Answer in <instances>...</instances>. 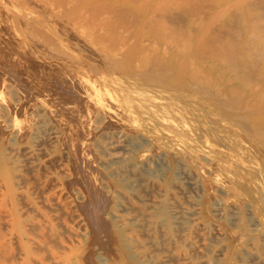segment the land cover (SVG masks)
Wrapping results in <instances>:
<instances>
[{"label":"bare ground","instance_id":"6f19581e","mask_svg":"<svg viewBox=\"0 0 264 264\" xmlns=\"http://www.w3.org/2000/svg\"><path fill=\"white\" fill-rule=\"evenodd\" d=\"M134 1H52L54 18L82 34L90 30L92 38L84 37L109 65L98 69L72 45L66 26L22 0H0L8 13L0 14V27L8 23L19 36L10 30L12 39L25 48L23 53L15 40L16 48L0 38V172L7 173V187L12 190L14 179L21 187L22 171L39 165L47 140L69 144V167L60 164L66 179L51 178L65 186L45 197L56 198L73 224L56 227L29 191L19 190L23 207L41 216L29 219L27 228L14 208L16 236L29 261L23 260L264 264V0H146L162 18L153 11L158 21L143 24L149 36L137 48L125 36L131 37L130 28L117 34L140 25L129 5ZM26 30L56 54L36 52ZM88 107L95 110L91 115ZM105 120L115 129L102 131ZM124 122L141 133L131 135ZM89 126L99 133L90 137L99 158L83 142ZM166 149L180 153L176 163ZM8 157H21L16 176L7 172ZM10 250L0 242V264H16L8 263Z\"/></svg>","mask_w":264,"mask_h":264},{"label":"rangeland","instance_id":"374dc122","mask_svg":"<svg viewBox=\"0 0 264 264\" xmlns=\"http://www.w3.org/2000/svg\"><path fill=\"white\" fill-rule=\"evenodd\" d=\"M23 1V3H25V4H27L32 10H34L35 12L37 11V13H40V15H43V16H45V17H50L51 19H52V15H51V11L52 10H55V9H53V8H56L57 6H56V2H52V1H54V0H49L51 3H49L48 2V0L46 1V0H32V1H30V0H28V2H27V0H22ZM30 1V2H29ZM38 2V3H37ZM134 2H135V4H134ZM132 4H130L129 3V5H131L132 6V9L137 13V14H139L140 16H139V21H140V25H136V26H130V27H128V28H121V29H119L118 30V32H117V34H119V35H122L123 36V34H125L126 33V31H128V29L130 28V29H133V30H130L129 29V31L130 32H128L130 35H131V37L128 35H125L129 40L131 39L132 41H129L130 43L132 42V43H135V45H134V47H140V46H142V45H144V44H142L143 42L144 43H146V41H143L144 39H148V34H146V32L144 33L143 31H141V27L143 26V24H145L146 26H150L149 24H153V22L149 19V18H151L152 20H154V22H157L158 21V18L156 17V19H153L154 17L153 16H155L154 14H157V15H159V21L161 20V16H160V12L159 11H156V9H154V7H149V5H146L148 2L146 1V0H142V2L140 1V0H137V3H136V1H134ZM144 2V3H143ZM53 3V4H52ZM36 4H38V5H36ZM143 4H145L144 6H143ZM53 6V7H52ZM135 6H140V7H135ZM229 6V5H228ZM144 7V8H143ZM227 7V6H226ZM225 7V8H226ZM139 8V9H138ZM142 8H143V10H142ZM57 9V8H56ZM3 11V13H1ZM5 11L6 10H4L2 7H0V14H4V15H8V13H7V11H6V13H5ZM42 11H44V12H47V13H43ZM155 13H154V12ZM141 13H143V15L141 14ZM152 13H154V14H152ZM159 13V14H158ZM48 14H50V15H47ZM137 14H135V15H137ZM152 17H151V16ZM50 18H48V19H50ZM54 18V17H53ZM50 19V20H51ZM150 20L151 22L150 23H146V22H149L148 20ZM53 20V19H52ZM53 21H57V23L58 24H60V26L61 27H63L64 28V26H66L67 27V29H69V31H65V30H67V29H63L64 30V32H70V33H72L73 35V37H75V39L74 40H72V38H71V40H70V38L68 37V34H66V36H67V39H69L70 40V42L72 43V45L76 48V49H78L83 55H85L86 56V54H87V56L86 57H88L89 58V60H93V64L96 66V68H98V69H100L101 67H98L99 65H103V66H109L108 65V63H107V61L102 57V56H99L98 54H97V52L95 51L96 50V46L94 45H92V43H94V42H92V43H90L88 40H91V39H86L84 36H86V33H87V31H89L90 32V30H88L87 28H85V32H84V30H82L83 31V34L82 33H80L81 32V30L80 29H75L73 26H68V24H67V21L65 20H63V19H61V20H59L58 18H54V20ZM234 23V22H233ZM2 24H3V26H5L6 27V25L8 24V23H5V25H4V23L2 22ZM2 24H1V27H2ZM57 24V25H58ZM62 24V25H61ZM9 28H7V30L5 29V27H2V29H1V27H0V30H3V28H4V30H6V32L4 33V35H1V33H0V38H1V40L3 39V41L1 42V43H3L4 41H6V42H10L11 41V39H12V35H13V33L16 35V38L17 37H19V36H17V33L16 32H13L12 31V29L10 28V25L8 24L7 25ZM23 26V25H22ZM150 27H152V26H150ZM124 29V30H123ZM4 30L3 31H1V32H4ZM10 30L13 32H11V34L12 35H10L8 32H10ZM79 30H80V32H79ZM121 30V31H120ZM26 33L27 34H25V38H27V39H29V40H27L28 41V43L31 45V46H34V50L36 51V50H38L39 52H41V51H43V49H45V50H47L46 48L48 47L47 45H45V44H43L42 43V41L40 40V38H39V36H37L36 37V35H34L30 30H26ZM69 33V34H70ZM3 34V33H2ZM29 34V35H28ZM85 34V35H84ZM88 35V38H92L91 36L89 37V35H90V33H87ZM127 34V33H126ZM142 34V35H141ZM4 36H5V38H4ZM30 36V37H29ZM70 36V35H69ZM71 36V37H72ZM11 37V38H10ZM7 38L10 40H7ZM16 38H15V36L13 37V41L15 40L16 42H15V44H21V45H18V48H20V49H18L17 48V50L19 51V50H22V52L24 53L25 51V48H23V44L22 43H20V39H18V40H16ZM34 38V39H33ZM38 38V39H37ZM77 39V40H76ZM13 41H11L9 44L10 45H12V47L13 46H15V48H16V46L17 45H15L14 43H13ZM37 41V42H36ZM73 41H75V43H73ZM143 41V42H142ZM81 42V44L83 43L85 46H84V48L86 49V50H88L87 52H90V53H92V54H90V53H87V52H85V50H83L84 48H82L81 50H80V46H81V44H79ZM14 45H13V44ZM38 44V45H37ZM82 44V45H83ZM22 46V47H21ZM52 46H53V44H52ZM92 50H90L88 47ZM35 47L37 48V49H35ZM40 47V48H39ZM96 47V48H95ZM68 50H70V49H66L65 50V52H66V54L68 55L67 57H69V56H73V54H71V53H73V52H71V51H68ZM38 51H36V52H38ZM71 52V53H70ZM13 53H14V51H13ZM47 53H49V54H56V52L55 51H53V50H50V49H48L47 50ZM96 54V56L97 57H95L94 55ZM15 54V53H14ZM16 55V56H15ZM15 55H13L14 57L13 58H16L17 57V54H15ZM103 56H104V53H103ZM70 58V57H69ZM68 58V59H69ZM91 58V59H90ZM96 58H99V59H96ZM97 61V62H96ZM136 61H137V59H136ZM94 62H96V63H94ZM104 68V67H103ZM8 90V89H7ZM8 93H7V98H8V100H12L13 98H11V97H13L11 94H10V92L9 91H7ZM11 95V96H10ZM78 106V104H75V106ZM80 105V104H79ZM92 110V109H91ZM91 110H90V108L88 107V111H87V114H90L91 115ZM90 111V112H89ZM93 112L95 111V110H92ZM93 112H92V114H93ZM99 113V115H100V113H102V112H100V111H98ZM66 119H67V117H66ZM115 120V119H114ZM63 121H66V120H63ZM63 121H61V123L60 122H56L55 121V123L58 125L59 124V128H61L60 126H63L64 127V123H63ZM106 122H108V121H104L103 122V124H104V129L102 130V131H106L107 129H109L110 130V128H112L114 125H115V123H113V124H111V123H109V124H106ZM106 126H108L109 128H107ZM122 127L126 130L127 129V131L129 132V133H131V135H133V136H137V134H140L141 133V130H139V129H137L136 127H134L133 125H131L129 122H124V123H122ZM132 127V128H131ZM88 128H92V126L90 127H88ZM88 128H87V130H88ZM131 128V129H130ZM41 129H42V131H41V134L44 136L46 133H47V129H46V126H41ZM90 129H89V131H90ZM113 129H115L114 127H113ZM112 129V130H113ZM135 131H134V130ZM92 131H90V136H89V131H88V135H87V137H91L92 136V138L93 139H95V136L96 135H98L99 133H98V131H96V132H93L94 130L93 129H91ZM131 130H133V131H131ZM136 130H137V132H136ZM101 131V132H102ZM94 134V136H93V134ZM44 133V134H43ZM96 133V134H95ZM98 133V134H97ZM6 134V135H5ZM3 135H4V137H6L7 136V138H8V134H7V132L6 131H4V133H3ZM3 135H1V137H2V139H4V137H3ZM97 137V136H96ZM7 138H5V139H7ZM87 138V139H84L83 140V142L85 141L87 144H86V146L87 145H90L89 147H91L92 146V144H91V142H93V139L92 138ZM92 140V141H91ZM62 141V139H54V140H47L46 141V143H45V145L43 146L44 147V149H43V151H41L38 155H37V159H38V162H39V165L38 166H36L34 169H26V170H24V171H22L23 173H24V175H25V177H24V182L23 183H21V187H17L16 185H15V179L14 180H12V185H11V187H12V190H10V188H8L7 187V183H8V176H7V173H6V171L4 170L3 172H0V242L2 243V244H5V245H8L9 247H10V251H11V256L9 257V261H8V263H14V261H16V264H26V262L27 261H29L26 257V255H25V253H24V251H23V249H22V246H21V242L19 241L20 239L16 236L17 235V229H16V227H15V224H14V208L16 209V214L19 216V217H21L20 219L22 220H24L23 222L25 223V224H28L27 222L29 221V219H36V220H38V219H41L40 217L41 216H39V215H37V209L36 208H29V207H27V208H24L23 206H24V204H25V202H23V201H21L20 199H19V190H21V189H24V190H26L27 192L29 191V196L34 200V201H36V204L39 206V208L41 209V211L43 212V213H45L50 219H51V221L54 223V225L56 226V227H58L59 228V223L61 222V221H65V222H68V223H70V224H73V221H72V218H71V216L70 215H68L67 213H66V211H65V209H64V207H60V205H59V203H58V200L56 199V198H52L51 200H47L46 199V195H48L49 193L51 194V193H55L57 190H60L61 188L63 189V187L65 186V185H62V183H56L55 181H52L51 180V178L52 177H56L57 179L58 178H60V180L61 181H64L65 179H66V172L63 170V171H61L62 170V168H61V163L63 162V163H65L66 164V166L67 167H69V165L68 164H70L69 163V161H68V157L66 156L67 155V153L66 152H68L67 150H69L67 147L69 146V144H66V141H64V139H63V141L62 142H64V145H63V143L61 142ZM61 142V143H60ZM69 142V141H68ZM71 142V141H70ZM60 143V144H59ZM48 144V145H47ZM60 145V146H59ZM57 146V150H55V147ZM63 147H65V149L63 148ZM93 147V146H92ZM92 147H91V150L92 151H94L93 152V155H92V157H100V154L99 153H97L96 152V149L93 147V149H92ZM60 148V149H59ZM67 149V150H66ZM95 149V150H94ZM52 151V152H51ZM160 151V150H159ZM166 153H167V158L173 163H176L177 162V160L180 158V153L177 151V150H171V149H166ZM45 152V153H44ZM59 152V153H58ZM173 152H174V154H173ZM45 154V155H44ZM94 154H96L95 156H94ZM172 154V155H171ZM175 154H178V155H176L175 156ZM52 155V156H51ZM98 158H94V159H96L95 161L96 162H98L99 163V159ZM175 159V160H174ZM57 160V161H56ZM59 160V161H58ZM6 161H7V164H8V168H9V170L10 171H7V172H9V173H11L12 175L11 176H16L18 173H19V169H20V163H21V157H18V158H12V157H8L7 159H6ZM127 161H129V160H126V163L125 162H123V163H121L120 165H122L121 167H123V165L124 166H126V164L128 163ZM11 162V163H10ZM98 163H97V165H98ZM52 164V165H51ZM19 165V166H18ZM57 166V167H56ZM59 166V167H58ZM98 166H100L99 168L101 169L100 171L102 172H106V173H104L103 175H106V174H108L109 173V170L106 168H104L103 166H101V164L99 163V165ZM43 168V169H42ZM103 168V169H102ZM50 173V174H49ZM58 173H59V175H58ZM61 173L63 174V175H61ZM4 174V175H3ZM62 176V177H61ZM63 176H65V178L63 177ZM64 179V180H63ZM59 179H58V181L59 182H61ZM52 181V182H51ZM56 185V186H55ZM2 186H3V188H2ZM55 186V187H54ZM9 190V191H8ZM215 193V195H211V198L212 199H215L216 198V196H217V193L216 192H214ZM16 197V198H15ZM18 198V199H17ZM13 199V200H12ZM46 199V200H45ZM54 200V201H53ZM43 201H44V203L46 202V204H44L43 203ZM50 201V202H49ZM55 201H56V204L54 205V203H55ZM50 203H51V205H50ZM53 203V204H52ZM47 205V206H46ZM51 206L52 207H54V209H52V210H50L51 209ZM50 207V208H49ZM66 213V214H65ZM3 215V216H2ZM4 215H5V217H4ZM22 215V216H21ZM68 216H70V217H68ZM57 217V218H56ZM4 218V219H3ZM56 218V219H55ZM6 224H5V223ZM9 224V225H8ZM6 227V228H5ZM29 227H31V225L30 224H28L27 225V228H29ZM5 228V229H4ZM6 230V231H5ZM14 232V233H13ZM11 236L13 237V239H11ZM16 236V237H15ZM46 239H47V237L46 236H44ZM9 238V239H8ZM15 240H16V242H15ZM17 240H18V242H17ZM51 241L49 242L51 245H53V246H56L55 244H57L56 242H55V240H53V239H50ZM48 241H49V239H48ZM54 241V242H53ZM9 242H11V243H9ZM55 243V244H54ZM12 246V247H11ZM18 247L17 249L19 250H17L16 249V247ZM193 251H194V249L193 248H191ZM40 250V249H39ZM21 251V252H20ZM18 253V255L19 256H21V259H20V257L18 256V255H16ZM40 253V252H39ZM42 253V252H41ZM24 255V256H23ZM18 256V257H17ZM18 259H17V258ZM23 258H26V260H23Z\"/></svg>","mask_w":264,"mask_h":264}]
</instances>
